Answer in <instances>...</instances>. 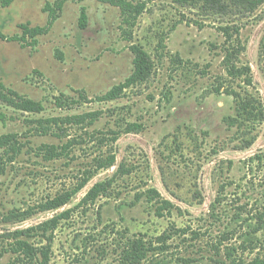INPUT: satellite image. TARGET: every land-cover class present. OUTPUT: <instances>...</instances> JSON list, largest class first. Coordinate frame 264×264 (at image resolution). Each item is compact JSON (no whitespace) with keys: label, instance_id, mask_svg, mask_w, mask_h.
<instances>
[{"label":"rangeland","instance_id":"1","mask_svg":"<svg viewBox=\"0 0 264 264\" xmlns=\"http://www.w3.org/2000/svg\"><path fill=\"white\" fill-rule=\"evenodd\" d=\"M118 1L68 0L50 24L57 0H0V137L22 149L0 177V264H37L21 242L39 261L50 249L48 264H264V121L225 122L236 114L226 89L264 103V1ZM27 24L48 31L25 37ZM224 27L239 35L228 42ZM133 45L150 56L147 78L95 101L132 74ZM234 47L244 50L229 59ZM233 63L250 66L253 87L228 76ZM9 90L45 111L22 110ZM96 111L94 124L65 121ZM132 123L141 130L125 133ZM47 145L60 156L48 160ZM91 175L69 204L45 210ZM102 182L108 190L86 199Z\"/></svg>","mask_w":264,"mask_h":264},{"label":"trees","instance_id":"2","mask_svg":"<svg viewBox=\"0 0 264 264\" xmlns=\"http://www.w3.org/2000/svg\"><path fill=\"white\" fill-rule=\"evenodd\" d=\"M68 0H57L56 4L54 6L48 5L47 11H50V24L54 23L56 19L58 18V13L62 11L63 6L65 2ZM76 1V0H75ZM84 1V0H80ZM105 3H111L113 5H119L120 1L118 0H100ZM264 1V0H262ZM123 6L126 8H133V6L130 3L121 2ZM135 9V8H134ZM138 14H141L143 12V8L140 7L137 11ZM88 22V15L86 13V9L84 8L82 10L81 15V28L85 29ZM23 33L25 37H35L40 34H44L48 31V28H30L29 24L22 25ZM221 31L223 32L224 37L228 42H232L235 35H239V30L232 31L229 27L221 28ZM2 38L5 39L3 35L0 34ZM244 48L237 49L234 47L233 52L228 53L227 56L229 59H236L237 56H239L240 51L243 52ZM131 51L134 55L133 65L134 69L132 74L122 83L114 86L110 91H108L106 94L96 97L95 101L97 102H110L119 99L123 93L137 85L139 82L144 81L150 70H151V59L148 53L139 45H133L131 47ZM227 74L231 79L235 80H242L243 84H245L248 87H253L254 80L251 74V68L249 65H242L239 66L236 63L229 64L227 66ZM10 94L13 95L15 98H17L20 101L19 107H21L22 110L30 113H42L45 111V106L42 102L34 101L31 99L20 97L15 92L9 90ZM221 92V90L219 91ZM226 94L234 98L235 102V116L225 119L226 124L229 128H235L237 127L238 130H244V127L246 125H252L256 126L257 124H260L264 121V103L262 99L258 96L246 93L243 95L241 92L237 91L234 87L232 89H226ZM66 97L65 95H63ZM81 98H84V100L89 101L87 96L84 94V92H81L80 94ZM56 104L60 108L71 106L72 104H77V101L73 100L71 102H67L66 99L57 98ZM91 102V101H89ZM102 116V111H96V112H90L85 113L82 115H75L66 118V122L68 124H75L83 126L85 124H94L97 122ZM0 118H4V115L0 113ZM59 119L52 118L49 119L48 122H57ZM142 126L138 123H132L130 124L127 129L125 130V133H133L140 131ZM118 136V134H116ZM118 137L114 139L116 141ZM0 146L2 148L6 147L9 149L10 152H12V155H9L6 158L0 157V177L4 175L7 165L17 158L22 153V149L20 144L17 142V136L14 134H7L0 137ZM69 144L64 147V150L69 148ZM45 147L49 148L47 159L52 160L60 156L61 153H59L58 148L55 145H47ZM8 153V152H7ZM115 156L109 157L105 162L101 164L100 169H108L112 167L115 164ZM260 159V157H258ZM94 175L86 177L85 181L76 186L74 189L68 191L65 193V195L55 198L52 201H49L46 205L45 210H57L65 205L69 204L71 200L79 194L81 190L86 186V184L91 180V178ZM109 182H102L95 185L88 193L87 198L88 200L95 201L97 198L100 197L101 194L105 193L108 190ZM154 193L155 191H151ZM172 203L170 201H165V210H169L172 208ZM69 214L68 212L62 213L61 215L54 218L52 221L46 224H54L58 226V223L60 220L65 219ZM159 214L161 215L160 211ZM54 226V227H56ZM166 238V237H165ZM19 249L24 251L28 258H31L32 260L36 261L37 264H48L50 260V249H43L41 251V254L43 256L42 260L39 261L37 257V252H34V250L31 249L29 244L27 242H21ZM30 255V256H29Z\"/></svg>","mask_w":264,"mask_h":264}]
</instances>
